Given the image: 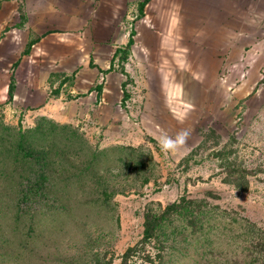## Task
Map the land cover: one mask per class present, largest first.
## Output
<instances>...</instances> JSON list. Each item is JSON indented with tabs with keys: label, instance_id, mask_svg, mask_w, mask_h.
<instances>
[{
	"label": "rangeland",
	"instance_id": "374dc122",
	"mask_svg": "<svg viewBox=\"0 0 264 264\" xmlns=\"http://www.w3.org/2000/svg\"><path fill=\"white\" fill-rule=\"evenodd\" d=\"M121 56L113 116L69 108L60 122L0 102V264H122L130 248L126 264H264V78L241 100L236 85L227 98L197 85L192 110L157 99ZM63 83L52 91L65 100L102 87ZM181 131L186 143L162 151L160 138ZM173 203L144 243L145 219Z\"/></svg>",
	"mask_w": 264,
	"mask_h": 264
},
{
	"label": "crops",
	"instance_id": "0c3cea01",
	"mask_svg": "<svg viewBox=\"0 0 264 264\" xmlns=\"http://www.w3.org/2000/svg\"><path fill=\"white\" fill-rule=\"evenodd\" d=\"M143 2L0 0V102L13 78V106L26 116H113L123 76L108 70L130 39L126 72L138 68L135 82L153 84L161 101L194 110L197 85H219L226 98L236 85L239 100L261 85L264 0H148L140 14ZM64 78L71 93L102 91L65 100L52 91Z\"/></svg>",
	"mask_w": 264,
	"mask_h": 264
},
{
	"label": "trees",
	"instance_id": "16d2710c",
	"mask_svg": "<svg viewBox=\"0 0 264 264\" xmlns=\"http://www.w3.org/2000/svg\"><path fill=\"white\" fill-rule=\"evenodd\" d=\"M148 2V0H144L143 3H141L139 5V8H140V14H141V11H142V7L144 6V4ZM132 45V39L129 40L128 44L124 47V48H120V49H117L116 51V54H115V59L116 58H119L120 55L121 56V60L123 62H126L127 59H128V55L130 53V47ZM114 61V59H113ZM114 67V63L111 64V67L108 71H112ZM13 78H11V82L9 84V88H8V98L9 100H12V97H13V89H14V83L12 81ZM102 90V87L101 86H98L97 87V91L101 92ZM99 92V93H100ZM56 94V93H54ZM125 99H128V96L127 94L124 95V100ZM30 195V193H29ZM29 196L27 195V192L24 193L20 199H19V208H20V211H22L24 208L27 207V203H28V199ZM179 205L180 204H177V203H173V204H170L168 207L165 208V210H163V212L160 214V215H157V216H153V217H147L145 219V222H144V232H143V237H142V241L145 243L153 240L156 235H157V231L158 229L161 227V225L164 223V221L168 220L171 218L172 215L178 213L180 210L178 209L179 208ZM190 228H192V230H200L201 227H199V224H196V222H191L188 224ZM132 248L128 249L126 251V253L123 255V260H122V264H126L127 263V260L129 259V256H130V252H131Z\"/></svg>",
	"mask_w": 264,
	"mask_h": 264
},
{
	"label": "clouds",
	"instance_id": "9594fccd",
	"mask_svg": "<svg viewBox=\"0 0 264 264\" xmlns=\"http://www.w3.org/2000/svg\"><path fill=\"white\" fill-rule=\"evenodd\" d=\"M188 135L189 134L187 131H181L176 135L175 138L164 135L160 138L158 143L160 144L162 151H175L186 143Z\"/></svg>",
	"mask_w": 264,
	"mask_h": 264
}]
</instances>
